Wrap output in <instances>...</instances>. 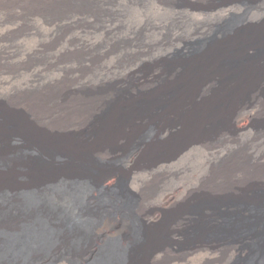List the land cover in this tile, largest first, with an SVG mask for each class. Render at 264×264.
Masks as SVG:
<instances>
[{
  "label": "bare ground",
  "instance_id": "1",
  "mask_svg": "<svg viewBox=\"0 0 264 264\" xmlns=\"http://www.w3.org/2000/svg\"><path fill=\"white\" fill-rule=\"evenodd\" d=\"M263 167L264 0H0V183L67 179L7 207L0 264H232Z\"/></svg>",
  "mask_w": 264,
  "mask_h": 264
},
{
  "label": "rangeland",
  "instance_id": "2",
  "mask_svg": "<svg viewBox=\"0 0 264 264\" xmlns=\"http://www.w3.org/2000/svg\"><path fill=\"white\" fill-rule=\"evenodd\" d=\"M238 19L239 17L237 16L227 18L224 22H222L219 25L218 28L222 30L227 29L233 26L234 24H236ZM58 159L59 158H57V156L55 155L52 156L53 161L59 162ZM119 168H120V165L118 161L116 160V156H111L106 160L99 161L94 168L89 169L88 173L86 174L84 178L82 179L80 178L79 180H76L77 182L76 184L82 185L84 182L96 180L97 178H99L101 175L105 173H117L119 171L118 170ZM263 169L264 167L262 168V170ZM27 175L28 174L25 172L19 173V175L16 176L18 181L16 183V187L14 188L9 187L7 184L0 183V221H3L5 218L15 214L14 211L9 212L7 210V207L10 204H11V209L15 207L16 212L20 216L24 215V213L30 210L28 203H30V201L32 200V198H34L35 195H39L38 194L39 191H37L34 188L35 185H40L39 187H42L40 189H42V191L44 192V191L53 190L56 188L60 189V187L63 186L62 183H64L65 180H67L65 177L64 178L57 177V178H53L52 180H47L46 177L41 174H34L30 178H28ZM249 183L250 182L248 180L247 181L244 180V182L242 183L241 189L242 188L243 190L245 188L247 189V187L249 186ZM260 183L262 184V186L257 191V194L259 197L264 198V187H263L264 182L262 181ZM110 192L111 191H107L104 193H110ZM9 195L14 196L15 198L14 201L16 203L15 205H13L10 202ZM94 196L96 197L97 194L95 193ZM236 203L239 206H242L244 209L249 208L248 204L246 205L242 200H238V202L236 201ZM127 218L129 220V235L131 238L132 237L136 238L137 235H139L140 231L142 230V223L141 221H139L138 219L130 215H128ZM142 221L147 223V220L144 217H142ZM238 231H239L238 232L239 236H242L241 238H238V239H243V238L245 239L243 241L242 247H243V250L246 251V254L241 255L239 258H236L235 260H233L232 264H264V233H259V235L256 234L258 232L249 233V232H246L247 229L245 228L239 229ZM189 235H191V232L188 233V236ZM255 236L257 237L255 238ZM213 237L224 239V237H220V236H213ZM114 238L115 236L110 235V236L105 237V240L109 241V243L111 244L114 242ZM176 240L179 241L180 243L183 241L180 238V236L176 237ZM67 250L69 252L70 248L68 247Z\"/></svg>",
  "mask_w": 264,
  "mask_h": 264
},
{
  "label": "trees",
  "instance_id": "3",
  "mask_svg": "<svg viewBox=\"0 0 264 264\" xmlns=\"http://www.w3.org/2000/svg\"><path fill=\"white\" fill-rule=\"evenodd\" d=\"M95 249H93L92 251H94Z\"/></svg>",
  "mask_w": 264,
  "mask_h": 264
}]
</instances>
